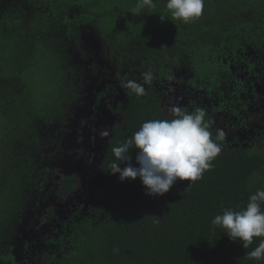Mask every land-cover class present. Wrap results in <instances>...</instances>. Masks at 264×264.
<instances>
[{"label":"trees","instance_id":"trees-1","mask_svg":"<svg viewBox=\"0 0 264 264\" xmlns=\"http://www.w3.org/2000/svg\"><path fill=\"white\" fill-rule=\"evenodd\" d=\"M166 2L152 0L154 7L135 13L137 0H0V146L17 147L10 140L13 134L14 140L31 143L25 133L36 132L44 123L53 126L57 121L64 131L67 114L84 99L75 78L88 83L100 76L102 81L106 63L117 71L116 86L126 87L149 70L153 77L168 78L173 67H189L206 83L213 82L219 72L229 73L224 60L230 63L231 55L264 48V0H205L202 16L189 23L171 20ZM89 40L99 43L100 57L95 58L104 68L91 60ZM147 88L143 96L127 89L117 109L126 119L113 129L100 165L108 202L95 208L91 218L77 216L63 222L58 236L51 238L48 261L264 264V259L246 256L264 237H254L245 249L240 241L230 240L223 228L211 224L226 208H246L249 197L264 189V151L222 148L202 179L192 184L178 180L163 196L146 195L139 179L121 182L111 174L110 165L121 163L112 152L114 147L131 138L146 121L173 118L162 113L155 88L149 84ZM23 102L28 120L20 115L16 120ZM16 124L18 130L11 133ZM23 151L22 146L14 151L19 161L16 167L3 165L4 191L17 198L24 197L26 183L38 174L33 149L28 155ZM136 151L132 147L128 153L134 165ZM74 181L72 176L63 179L62 197L74 189ZM8 215L11 220L0 215V248L5 236L14 232L11 225L20 220L18 214L14 221Z\"/></svg>","mask_w":264,"mask_h":264},{"label":"flooded vegetation","instance_id":"flooded-vegetation-1","mask_svg":"<svg viewBox=\"0 0 264 264\" xmlns=\"http://www.w3.org/2000/svg\"><path fill=\"white\" fill-rule=\"evenodd\" d=\"M231 57L230 63L224 60L230 67L229 73L220 75L219 72L213 82H201L189 67L184 70L173 67L168 78L165 75L160 79L158 75L154 76L149 85L159 94V104L164 115H171L172 107H179L189 113L202 110L205 113V122L210 124L213 138L217 129L225 133V139L221 142L222 148L263 152L264 48L256 51L247 48L240 55ZM117 80L110 79L109 73L105 71L99 89L94 88V83L88 96V111L75 124L72 139L75 155L81 157L79 167L77 170L71 169L74 173L66 174L63 178L60 173L56 175V185L51 182V177L47 182V176H51L52 168L60 167L61 163L62 128L59 122L56 121L53 126L44 123L36 132L27 131L25 135L30 138L31 143L24 144L20 139L14 140L13 134L10 140L17 143V147L0 146L1 150L9 153L7 156L0 152V157L4 156L6 160L0 161V201L2 207L7 209L0 215H5V212L11 214L13 221L15 214L19 215L17 220L20 218L19 222L11 225L15 228V234L9 233L4 242H1L4 250L0 249V255L3 256H0V264H49L47 254L52 246L51 238L58 236L62 223L70 222V218L77 216L91 218L95 208L108 202V191L101 176L100 165L109 140L101 132L108 131L112 135L113 126L118 123L116 117L124 116L117 109L126 99L128 88L116 86ZM136 80L135 82L138 81ZM137 83L143 84L145 91L148 90L144 81ZM114 102H118L115 109L110 106ZM20 113L15 115L16 120L19 115L28 120L29 112L26 111L25 102L22 103ZM16 130L17 124L10 132ZM110 137L109 135V139ZM21 146L24 155H28L29 150L33 149V154L37 156L38 174L30 179L31 183H26L24 197L20 194L17 198L4 191V180L6 179L7 184V178L4 176L6 168L3 165L7 162V169L18 165V154L14 151ZM9 147L13 150H9ZM69 176L74 177L76 185L67 196L62 197V181ZM20 198L21 201H16ZM30 214L44 217V221L30 219ZM15 240L17 245L14 244Z\"/></svg>","mask_w":264,"mask_h":264},{"label":"clouds","instance_id":"clouds-1","mask_svg":"<svg viewBox=\"0 0 264 264\" xmlns=\"http://www.w3.org/2000/svg\"><path fill=\"white\" fill-rule=\"evenodd\" d=\"M154 7L152 0H137L134 12L145 7ZM205 0H167L166 9L171 20L183 23L193 22L202 16ZM163 20L164 17L161 16ZM153 79L151 70L143 73V81L150 84ZM126 87L136 95L143 96L145 87L129 81ZM172 119H153L142 124L133 136L112 152L117 161L110 165L111 174L118 175L121 182L139 179L145 187V194L151 197L168 193L176 182L190 181L191 184L203 178L212 167V162L222 151L225 139L223 130L217 129L215 138L210 124L205 122L204 111L186 112L179 107L170 109ZM108 136V131L101 132ZM134 147L135 165L128 155ZM138 165V166H137ZM191 184L189 187H191ZM264 189H258L249 197L246 208L233 211L223 210L211 221L212 226L221 227L232 241H240L248 249L254 237H264ZM114 251H116L114 249ZM248 259H264V239L254 250L247 252Z\"/></svg>","mask_w":264,"mask_h":264},{"label":"rangeland","instance_id":"rangeland-1","mask_svg":"<svg viewBox=\"0 0 264 264\" xmlns=\"http://www.w3.org/2000/svg\"><path fill=\"white\" fill-rule=\"evenodd\" d=\"M86 44H87V50L89 51V53L91 55V60L95 61L96 65H101V67L104 68V65L101 64L99 61H97L98 59L95 58L96 56L100 57V55H99V52H100L99 43L96 42V41L94 42V41L89 40V41H87ZM106 66H107V71L106 72L109 73V78L117 80V78H116L117 77L116 76L117 71L112 66L108 65L107 63H106ZM97 75H95V76H97ZM113 75H115V76H113ZM141 78H143V74H140V75H138L136 77V79L138 81ZM76 79L77 78H75V86L79 87L80 89H83L82 92H83V95H84V99L82 100L81 103H79L75 107L74 111H72L70 114H67V124L64 126L65 130L63 131V129H62V138H61V140H62V153H61V156H60L61 157V159H60L61 160L60 167L57 166L55 169L52 168L51 176H47V182H49L50 179H52L51 182L54 185H56L58 183V180L56 179V175L58 176L59 173H60L61 177L63 178L66 174L70 173L71 169L77 170V168L79 167V162H80V158L81 157L75 155V146H74L73 140H72L73 137H74V133H75V124L79 121L81 116H83L85 114V112L88 111L87 107L89 106V101H90V99H88V96H89V92H90L89 89H90V86H92V83H95V86L93 85L95 89H99L98 88V85H99L98 82L100 81L99 80L100 76L99 77L97 76L95 79H90V82H88V83L85 82L83 79H78V80H76ZM116 105H118V102H114L110 106L113 109H115ZM116 118L118 120L117 121L118 123L116 122L117 124L115 123L116 125H114L113 128H115L117 126H120L122 124V122L126 119L125 115L122 116V117H116ZM61 128H63V126H61ZM44 153L46 154V151ZM6 166H8L7 162H6ZM49 177H51V178L49 179ZM0 180H1V178H0ZM0 185H1V183H0ZM104 190H106V189H104ZM5 210H7V209H5V206L2 207V202L0 201V213H2V211H5ZM10 211H12V209H10ZM7 214L8 213L5 212L6 216H7ZM28 218L37 219V220L40 219V220L44 221V217L40 218V216L32 215V214L28 215ZM25 229L27 230L26 227H25ZM22 233H23V230H22ZM19 234H21V232H19ZM27 234H28V232H27ZM12 241H13V239H12ZM14 244L17 245V241L16 240L14 241ZM0 249L4 250L3 247H1ZM49 264H51V263H49Z\"/></svg>","mask_w":264,"mask_h":264},{"label":"water","instance_id":"water-1","mask_svg":"<svg viewBox=\"0 0 264 264\" xmlns=\"http://www.w3.org/2000/svg\"><path fill=\"white\" fill-rule=\"evenodd\" d=\"M93 85H94V84H92V86H90V89H89L90 91L93 90ZM110 136H111L110 138L113 137V132H112V135L110 134ZM107 140H109V135H108V139H107ZM108 142H109V141H108ZM102 158H103V157H102ZM72 173H74V172L71 170L69 174H72ZM101 176H102V175H101Z\"/></svg>","mask_w":264,"mask_h":264}]
</instances>
